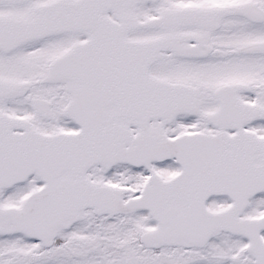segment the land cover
I'll return each instance as SVG.
<instances>
[{"label": "snow or ice", "instance_id": "obj_1", "mask_svg": "<svg viewBox=\"0 0 264 264\" xmlns=\"http://www.w3.org/2000/svg\"><path fill=\"white\" fill-rule=\"evenodd\" d=\"M0 264H264V0H0Z\"/></svg>", "mask_w": 264, "mask_h": 264}]
</instances>
